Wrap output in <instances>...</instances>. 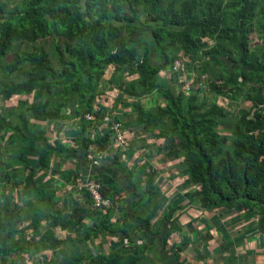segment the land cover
<instances>
[{
  "label": "trees",
  "instance_id": "trees-1",
  "mask_svg": "<svg viewBox=\"0 0 264 264\" xmlns=\"http://www.w3.org/2000/svg\"><path fill=\"white\" fill-rule=\"evenodd\" d=\"M180 59L186 83L195 76L201 85L189 95L178 90L181 76L169 73ZM107 68L115 72L106 81ZM108 88L119 98H105ZM218 99H240L248 108L232 116ZM8 102L13 107L3 108ZM1 104L0 264H35L47 251L59 257L53 264H140L136 242L145 239L141 228L151 229L156 208L146 213L163 195L155 170L123 167L114 132L101 129L110 116L125 130L141 127L172 141L166 154L182 159L195 191L185 205L179 198L169 203L157 221L158 231L169 228L166 245L185 227L195 243L212 239L196 232L195 219L187 226L174 219L194 203L198 213L252 214L264 236V0H0ZM65 121L78 127L67 143L58 135ZM111 149L116 153L98 165L88 159ZM107 161L134 191L130 216L129 188L99 167ZM137 176L143 189L133 182ZM77 179L98 182L111 207L95 208L87 191L78 195L82 202L57 194ZM61 230L75 237L60 239ZM99 237V248L111 245L109 254L80 250ZM124 238L136 245L125 249Z\"/></svg>",
  "mask_w": 264,
  "mask_h": 264
},
{
  "label": "crops",
  "instance_id": "crops-1",
  "mask_svg": "<svg viewBox=\"0 0 264 264\" xmlns=\"http://www.w3.org/2000/svg\"><path fill=\"white\" fill-rule=\"evenodd\" d=\"M113 72H115V69ZM111 77L112 76H109V78ZM108 89L105 91V98L107 99H114V97L118 99L121 95L117 89ZM111 91H115L116 96L109 95V92ZM108 95L111 96V98H108ZM127 110H123L122 113L120 112L123 114L125 122L129 120L125 117V112H127ZM62 126L64 127L59 129V131L57 130L56 125L52 127V130L56 133L58 131L60 140L67 143L65 141H68V139L70 140L74 136V133L78 128L77 123L73 121H65L62 123ZM65 126L67 127L65 128ZM125 131L127 132V137L129 139V147L125 154H120L121 164L123 167L125 166L127 170H133L132 168H135L138 173L139 171L148 172L150 169L155 170L156 174H158L157 179L159 188L163 195L161 199H159V202L163 203L164 206L157 208L159 205L158 202L156 206L151 208L149 213H146V215L149 216V214L155 213L156 208V215L151 223V229L147 231L145 228H141L145 239H143V241L138 240L136 242L139 247L142 248L138 250L140 264H230L228 258L230 255H234V264H264V236L254 229V225L257 220L256 217L252 214L249 215L245 213L230 214L224 209L217 210V212H220V215H216L218 214L217 212L216 214L212 212L198 213L195 209H193L196 208V203L193 204L192 209H188L183 213L177 212L174 215V219L180 217V222L183 226L189 224L191 219H195V221H193V227H195L196 232L199 230V235L200 232L209 233L212 235V240L209 239L206 243H195L194 234H192L188 227H185L183 233L171 236L168 240V244L166 245L164 236L168 233L167 231L169 228L163 227L160 231H158L156 228L158 223L157 221L162 218L163 212L169 203L176 201L179 198V200H182V205L187 204L190 198H187L186 195L195 191L194 187L187 186V177H183L182 175V159H175L167 155L169 150H167L166 147L172 146L168 143V141L166 142L164 139L157 140L148 136V133L143 131L141 127L130 128ZM92 136L94 137V135ZM106 152H112V154L116 153V151H112V149L111 151ZM56 165L58 166L57 163L54 164L55 167H57ZM99 167L102 169H108L112 172L115 171L118 179L123 183L125 188H129L128 193L133 196V198L130 199L129 196L124 198L127 200V203H125L127 206V215L130 216L131 209L129 207L131 201L135 199V194L132 187L128 185L129 183L126 180V174L121 171H117L115 166L110 163V161H107L106 164L99 165ZM140 178L141 176L134 177L133 182L139 183L143 189V185L145 184H142L143 179ZM64 189L65 186L59 190L66 193L67 198L68 193L65 192ZM57 194L59 193L57 192ZM72 194L75 196L77 201H83L81 198L74 195V193ZM79 197H81L80 194ZM207 221H209V223H207ZM205 226L209 228L208 231ZM233 226H235L234 229L238 230V233L236 234L238 237L234 240L230 234ZM56 235L60 239H63L65 236L75 237L74 230L57 231ZM215 235L218 236L217 239L215 238ZM76 237L81 239L83 237V233H77ZM186 237L191 238L192 241L189 245L182 246ZM109 240L111 241L112 238ZM122 243L125 245V249H132L136 245L135 243L128 246L127 239L125 238L124 241L122 239ZM99 244H103V237L96 238L93 243L87 241L85 245H81L80 250L89 254L96 253L97 251L109 254L112 251V248L110 247L111 245H104L99 248ZM173 244H178V246L183 247L178 254L170 251ZM215 247L216 249L212 253L211 250ZM58 258L59 257H56V253L53 251H47L43 254L37 255V261L35 259L36 263H34L53 264L51 259H54L56 262Z\"/></svg>",
  "mask_w": 264,
  "mask_h": 264
},
{
  "label": "built area",
  "instance_id": "built-area-1",
  "mask_svg": "<svg viewBox=\"0 0 264 264\" xmlns=\"http://www.w3.org/2000/svg\"><path fill=\"white\" fill-rule=\"evenodd\" d=\"M182 63H181V61ZM177 60L175 62V67L173 68V75H179L182 78H179V84H182V87L184 89L183 92L186 94H189L192 89L194 88L193 81L190 83H186V73L179 74L180 72H183L184 61L183 59ZM183 77L185 79H183ZM200 85H196L195 89L200 88ZM87 121H93V118L91 116H86ZM103 127L101 129L106 131H113L115 134V143L114 148L115 149H127L129 147L128 138L126 137L125 129L123 125L115 120L112 116L105 117L103 119ZM107 157H110V152H98L95 155L90 154L88 155V159L92 161V164L98 165L101 163L102 160L106 159ZM65 190L67 192H77L82 193L84 191H87L90 198L92 199L93 206L97 209H100L101 211H104L105 209L111 207L112 203L109 199H105L102 196L101 193V185L94 181V180H84V179H77L75 185H66Z\"/></svg>",
  "mask_w": 264,
  "mask_h": 264
},
{
  "label": "rangeland",
  "instance_id": "rangeland-1",
  "mask_svg": "<svg viewBox=\"0 0 264 264\" xmlns=\"http://www.w3.org/2000/svg\"><path fill=\"white\" fill-rule=\"evenodd\" d=\"M181 61V60H180ZM181 63H182V61H181ZM185 63V62H184ZM114 69L113 68H107V70H106V72H105V75H104V77H103V79L104 80H108V78H109V76H113L114 75ZM187 72H190V71H187ZM170 73V75H173V71H172V73L171 72H169ZM168 73V74H169ZM182 73H186V69H184L183 68V72H180L179 74H182ZM165 73H163L162 75H161V78H165ZM188 75H191V74H189L188 73ZM178 78H182V77H178ZM183 79H185L184 77H183ZM194 79H196V77L194 78ZM192 80V79H191ZM175 86H177V85H174V87ZM178 90H182V91H184V89H183V87L181 86V84H178ZM109 90V89H108ZM109 95H111V96H116V94H115V91H111V92H109ZM108 95V98H111V96H109ZM109 100H116V98L114 97V99H109ZM13 103L12 102H8V103H5L4 105H3V108H8V107H10V106H12L13 107V105H12ZM217 104L219 105V106H221L222 108H226V110L232 115V116H235V114H236V111L237 110H240V109H245V108H248V106L244 103V102H242L240 99H238V100H236L235 102H229V101H227V100H221V99H218V101H217ZM0 107H2V104L0 105ZM11 107V108H12ZM4 111V110H3ZM0 112H1V108H0ZM224 127H226L225 125H223ZM67 126H65V128H66ZM227 128V127H226ZM125 133L127 134V132L125 131ZM127 137V136H126ZM91 138L93 139L94 137L91 135ZM128 138V137H127ZM128 142H129V139H128ZM71 143V142H70ZM168 143H170L171 145H172V141H168ZM128 149V148H127ZM127 149H124V148H121V150H120V152H121V154H125V152H126V150ZM116 150V149H115ZM110 155H111V157L114 155H112V152H110ZM55 163H56V161H55ZM133 170H134V168H132ZM129 185V184H128ZM1 191V190H0ZM57 192L59 193V195H61V196H63L62 198L63 199H65L66 198V193H64V192H61V190H57ZM74 195H76V196H78L79 194H74ZM129 198L130 199H132L133 198V196H129ZM64 201V200H63ZM62 201V202H63ZM125 201H127L126 199H125ZM216 212H217V210H215V211H213L212 213H214V214H216ZM218 214H216V215H220V212H217ZM199 218H200V216H199ZM191 221V220H190ZM207 223H209V221H207ZM187 226V225H186ZM234 227L235 226H233L232 228H231V232H230V234H231V236H232V238H233V240L235 239V238H237L238 236L236 235L237 233H238V230L237 229H234ZM239 229V228H238ZM45 230H47V227H45L44 225L42 226V228L40 229V232L41 233H43ZM189 231V230H188ZM198 231V233H199V230H197ZM206 233L204 232H200V236H204ZM212 236V235H211ZM215 238L217 239L218 238V236L217 235H215ZM212 240V239H211ZM232 240V241H233ZM227 242V241H226ZM206 243V242H205ZM228 243V242H227Z\"/></svg>",
  "mask_w": 264,
  "mask_h": 264
},
{
  "label": "clouds",
  "instance_id": "clouds-1",
  "mask_svg": "<svg viewBox=\"0 0 264 264\" xmlns=\"http://www.w3.org/2000/svg\"><path fill=\"white\" fill-rule=\"evenodd\" d=\"M166 76V75H165ZM174 76V75H173ZM185 76L187 77V74H185ZM194 78H195V76H194ZM194 78H192V80L190 81V84H191V82L193 81V83H194ZM197 79V78H196ZM203 79H205V78H203ZM196 85H200L199 83L198 84H196ZM195 84H194V88H195V86H196ZM201 86V85H200ZM201 88V87H200ZM187 95H189V94H187ZM64 191L65 192H67L65 189H64ZM68 193V192H67ZM69 193H74V192H69ZM76 194H79V193H77V192H75Z\"/></svg>",
  "mask_w": 264,
  "mask_h": 264
}]
</instances>
